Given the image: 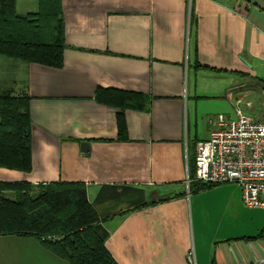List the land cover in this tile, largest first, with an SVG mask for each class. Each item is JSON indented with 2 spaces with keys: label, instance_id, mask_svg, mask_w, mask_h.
Instances as JSON below:
<instances>
[{
  "label": "crops",
  "instance_id": "obj_1",
  "mask_svg": "<svg viewBox=\"0 0 264 264\" xmlns=\"http://www.w3.org/2000/svg\"><path fill=\"white\" fill-rule=\"evenodd\" d=\"M39 7L15 2L18 15ZM60 15V67L0 59V86L23 85L32 119L31 170L0 167V181L83 182L113 264L263 257L264 208L246 207L234 182L187 180L197 141L231 118L220 102L264 80V0H60ZM99 88L148 97L122 109L126 140ZM0 264L69 263L34 236L0 234Z\"/></svg>",
  "mask_w": 264,
  "mask_h": 264
},
{
  "label": "trees",
  "instance_id": "obj_2",
  "mask_svg": "<svg viewBox=\"0 0 264 264\" xmlns=\"http://www.w3.org/2000/svg\"><path fill=\"white\" fill-rule=\"evenodd\" d=\"M16 0H0V57L23 64L60 67L65 47L60 0H40L34 13L18 15ZM12 62L13 67L16 65ZM15 70V69H14ZM96 97L120 109L117 139L126 140L121 111L141 109L148 97L115 89L96 90ZM30 96L0 86V167L28 172L32 167ZM189 187L215 184L193 180L194 156L188 163ZM7 192H16L9 196ZM98 216L80 181H55L32 185L25 181H0V234L31 235L69 264H113L103 238L95 230ZM43 237V239H42Z\"/></svg>",
  "mask_w": 264,
  "mask_h": 264
},
{
  "label": "built area",
  "instance_id": "obj_3",
  "mask_svg": "<svg viewBox=\"0 0 264 264\" xmlns=\"http://www.w3.org/2000/svg\"><path fill=\"white\" fill-rule=\"evenodd\" d=\"M235 115L229 119L217 115L208 137L197 141L193 180L206 184L234 182L246 207L264 208V117L252 118L240 110ZM186 259L195 264L192 252ZM246 264H264V256Z\"/></svg>",
  "mask_w": 264,
  "mask_h": 264
},
{
  "label": "rangeland",
  "instance_id": "obj_4",
  "mask_svg": "<svg viewBox=\"0 0 264 264\" xmlns=\"http://www.w3.org/2000/svg\"><path fill=\"white\" fill-rule=\"evenodd\" d=\"M3 61H8L10 63L13 62L11 59H6L0 57ZM15 64L24 65L21 62L14 61ZM259 77L264 78V62L261 66V73L258 74ZM238 79V78H237ZM251 91L244 97H241L239 101H237L238 95H233L229 98L230 100H226V102H220L218 105L223 112L228 114L231 118H234L236 110H240L242 114L252 117V118H261L263 119V101H264V80L256 79L255 76L253 77V82L249 85ZM239 89V88H238ZM24 87L22 84L14 86L15 94H19L24 92Z\"/></svg>",
  "mask_w": 264,
  "mask_h": 264
},
{
  "label": "water",
  "instance_id": "obj_5",
  "mask_svg": "<svg viewBox=\"0 0 264 264\" xmlns=\"http://www.w3.org/2000/svg\"><path fill=\"white\" fill-rule=\"evenodd\" d=\"M86 145H88V141H82L81 146H86Z\"/></svg>",
  "mask_w": 264,
  "mask_h": 264
}]
</instances>
